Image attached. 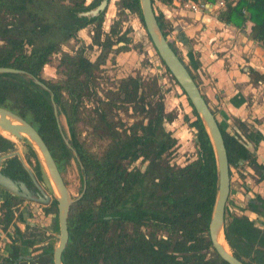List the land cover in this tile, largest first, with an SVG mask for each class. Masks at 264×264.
<instances>
[{"label":"trees","instance_id":"obj_1","mask_svg":"<svg viewBox=\"0 0 264 264\" xmlns=\"http://www.w3.org/2000/svg\"><path fill=\"white\" fill-rule=\"evenodd\" d=\"M174 1L182 7L197 0H150V3L170 7ZM202 1L213 5L219 0ZM223 1L224 8L218 11L217 20L242 30L264 50V0H238L235 4ZM99 2L92 0L84 6V0H71L69 5H64V0H0V68L26 72L48 88L64 117L69 143L84 177V192L68 210L67 242L61 264H226L214 253L207 236L216 172L209 140L193 111L196 120L190 127L196 130V159L175 171L159 164L160 156L174 144L162 129L160 108L151 114L146 125L139 123L126 135L108 121L105 106L110 107V103L97 99L94 129L105 133L108 140L105 151L95 157L77 141L82 91L110 52L113 46L110 38L128 42L126 33L119 35V21L112 23L108 35L100 42L104 11L94 17L79 15L94 9ZM114 5L121 15L124 11L135 14L142 25L138 0H118ZM155 20L165 37L168 27L162 16L159 14ZM89 25L93 26L91 44L100 47L94 63L82 56V47L74 55L60 53L61 45L77 39L76 33ZM122 49L127 51L125 46ZM58 53L55 71L63 79L55 82L42 79L43 67ZM138 88L139 82L128 77L121 82L118 93H109L106 99L122 94V101L130 102L128 91L135 95ZM0 107L19 116L37 132L60 173L70 155L59 137L47 95H41L30 82L2 74ZM221 137L229 166L239 161L252 163L247 151L234 139L223 132ZM12 149L13 143L0 136V155ZM27 151L34 176L42 180L34 154L28 147ZM139 157L148 160L145 171L140 173L136 168L127 172L124 162L130 164ZM2 168L10 178H27L15 157L5 160ZM19 201L9 197L0 205V231L10 241L2 248L5 256L0 257V264H47L48 259L35 263L18 260L28 255L27 249L41 242L28 226L24 231L14 226L13 213L17 212ZM256 201V206L247 205L248 211L254 212L257 207L264 210V199L257 197ZM54 207L55 202L43 211L55 214ZM17 221L23 223L20 214ZM10 226L12 233H8ZM223 235L231 254L242 264H264V231L254 227L248 217L225 216ZM44 249V254H50L53 246L48 244Z\"/></svg>","mask_w":264,"mask_h":264},{"label":"rangeland","instance_id":"obj_2","mask_svg":"<svg viewBox=\"0 0 264 264\" xmlns=\"http://www.w3.org/2000/svg\"><path fill=\"white\" fill-rule=\"evenodd\" d=\"M89 1L85 0V4L89 3ZM117 1L109 0L105 9L101 31L102 33H107L112 23L119 21L120 25L118 30L125 32L126 38L128 39L127 45L125 46L127 51L122 49L124 48L122 43L117 44L115 38L112 37L113 46L111 47L110 53L105 57L103 64L93 73V79L87 83L82 91V120L77 127L79 141L95 157L102 155L105 151L108 143V140L105 138V133L94 129L96 122L94 109L98 105L97 99H100L104 103L106 101L110 103V107L105 106L108 121L115 126V130L119 132L124 131L126 135L139 123L146 125L147 121L151 118V114L154 115L156 110L160 108L164 119V129L175 139V144L169 152L165 153L159 159V164L162 167H169L170 170L175 171L195 159L194 133L188 126L189 122L193 120L192 113L181 91L164 71L138 19L135 15L129 14L127 11H124V14L121 15L114 5ZM70 3L71 0H64V5H69ZM153 9L157 14L160 10L159 5L154 3ZM161 9L167 11L165 15L163 14L164 18L167 16L173 21L176 17H179L174 11L184 12V14H181L183 17L188 15L183 8L171 9L168 7ZM92 29V26H88L79 31L76 34L77 39H71L60 46V53L74 55L82 47V56L91 63H94L97 55L100 54L97 47L90 46ZM171 36L170 34L168 39L174 43V40L170 38ZM60 53L53 55L49 64L43 67L41 73L42 79L54 82L63 79L62 75L57 74L55 71L60 59ZM178 54L186 62V59L181 56L179 51ZM128 77L136 79L139 82V88L135 95H132V92L128 91V95H131L130 102H123L122 99L124 96L122 94H119L117 97L111 96L112 99H106V97L110 96L109 93L117 94L121 82ZM212 109L214 110V107ZM214 114H216V110H214ZM183 117H186L187 120ZM61 122L63 131L66 134L63 119H61ZM2 133L5 139L13 143V151L18 153L24 165L31 171L33 162L28 156V146L25 142L8 137L4 132ZM29 161L31 164H27ZM142 164L144 165L141 166ZM144 166L145 163L139 161L134 164V167L137 168L142 167L144 169ZM59 174L70 199L77 198L81 184L80 173L75 161L69 159V162L63 165L62 171ZM234 178L235 175L232 176V179ZM40 181L41 183L39 184L42 185V189L46 195L51 196L46 179L42 177ZM236 189L237 187L232 184L231 190L234 194L236 193ZM231 204L236 208L242 207L238 203H235L231 196H228L226 206L230 208ZM42 208L43 206L41 205L28 204L26 201H22L16 209H20L19 212L24 221L23 224L31 226V230L33 229L32 234L41 239L43 245L52 243V246L55 247L57 244L55 217L53 215L43 214ZM23 224L16 222L17 227L21 231L24 230ZM143 231L147 232L148 230L143 229ZM10 232H12V229H10ZM8 241L0 233V249ZM31 253H33L32 255L38 254L35 252V249H31ZM49 258L47 256L42 259Z\"/></svg>","mask_w":264,"mask_h":264},{"label":"water","instance_id":"obj_3","mask_svg":"<svg viewBox=\"0 0 264 264\" xmlns=\"http://www.w3.org/2000/svg\"><path fill=\"white\" fill-rule=\"evenodd\" d=\"M106 4L107 0H101L99 5L95 9L82 14V16L94 17L98 12L104 10ZM138 5L144 31L152 45L153 50L155 51L159 60L162 62L164 68L169 72L170 76L173 78V81L178 85V88L181 90V92L187 99L188 105H190L195 115L199 119L211 146L216 172V189L207 225V236L211 248L217 255V257L226 264H242L231 254L223 235V214L228 196L229 180L227 159L219 129L208 107L206 106L201 95L199 94L194 82L186 71L185 67L175 56L174 52L168 46L165 38L161 34L155 20V15L153 13L150 0H138ZM2 74L13 75L18 79L30 82L41 95H43V93L47 95V102L50 105L52 116L54 118L55 126L58 131L61 142L65 149L68 151L70 155V160L75 161L77 168L80 169L81 166L79 160L76 156L74 149L70 146L69 143L67 128L66 134L63 131L61 119H63V123L66 127L64 117L60 112L58 106L53 102V96L48 90V88L36 78L23 71L9 68H0V75ZM0 131L6 133L8 137L25 142V144L32 151L35 156V159L38 162L43 179H46L50 190L51 198L56 203V219L58 225L57 244L52 249V264H61V253L65 248L67 242L66 218L69 207L72 205L73 202L79 199L83 193V176L80 174V178L83 179V186L78 198L73 200L70 199L68 191L63 184L60 174L47 147L45 146L37 132L27 122H25L23 119L13 114L12 112H9L0 107ZM236 133L239 135L237 131ZM239 138L240 140H238V142L240 144L245 143V140L240 135ZM246 149L250 151L247 147ZM13 157H16V159L19 161L23 169L30 177L32 183L34 184L37 190L36 197H31V193L25 187L24 183L20 181H13L9 177L1 173L0 187L5 189L12 195H16L17 197L22 198L24 200L32 201L38 204H46L49 200V197L40 189V187L36 185L30 171L24 165L22 159L20 158L17 152L1 155L0 163L4 160ZM249 214L250 213L244 212L243 215L250 218V220H253L255 216L250 217Z\"/></svg>","mask_w":264,"mask_h":264},{"label":"crops","instance_id":"obj_4","mask_svg":"<svg viewBox=\"0 0 264 264\" xmlns=\"http://www.w3.org/2000/svg\"><path fill=\"white\" fill-rule=\"evenodd\" d=\"M157 4L165 15L167 11L161 8L168 7ZM169 8L183 6L179 7L174 1ZM218 11L208 6L194 14L188 12L185 17L181 15L184 12L174 11L179 17L174 21L167 16L165 19L174 27L171 38L186 62L197 58L199 67L194 70V76L208 105L214 107L220 117H226L229 127L234 130L238 131L234 123L242 125L245 136L238 131L239 135L255 148L256 162L264 166V81L248 74V68L257 75L264 74V50L249 40L242 30L220 23L216 18ZM243 174L247 192H236L235 198L232 197L242 206L236 208L241 212L242 204L247 200L255 195L264 197V181L257 182L247 167ZM249 216L264 223V217L257 218L254 213ZM1 256H4L2 248Z\"/></svg>","mask_w":264,"mask_h":264},{"label":"flooded vegetation","instance_id":"obj_5","mask_svg":"<svg viewBox=\"0 0 264 264\" xmlns=\"http://www.w3.org/2000/svg\"><path fill=\"white\" fill-rule=\"evenodd\" d=\"M92 0H90L89 1V3L91 2ZM101 1V0H100ZM89 3H87V4H85V0H84V3H83V5L84 6H87ZM100 3V2H99ZM99 3H98V5H99ZM109 3V0H107V4ZM107 4H106V7H107ZM97 5V6H98ZM96 6V7H97ZM95 7V8H96ZM106 7L104 8V14H105V9H106ZM151 7H152V10H153V13H154V15H155V17H157L159 14L162 16V20H163V22H164V24H166L167 25V27H168V29H167V31H166V36L164 37L165 38V40H166V42H167V44H168V46L171 48V50L174 52V54H175V56L178 58V60L183 64V66L185 67V69H186V71L188 72V74H189V76H190V78L192 79V81L194 82V84H195V86H196V88H197V90H198V92H199V94L201 95V97H202V99L204 100V102H205V104H206V106L208 107V109H209V111H210V113H211V115H212V117H213V119H214V121H215V123H216V125H217V127H218V129H219V132H220V134H221V132H223V133H225L226 135H228L229 137H231L232 139H234L235 140V142L237 143V144H239L242 148H244L246 151H247V153L249 154V156L252 158V163L251 162H248V161H239L238 163H236V164H234V165H231V166H229L228 165V163H227V166H228V180H229V190H228V196H231V197H234L235 198V194L233 193V191L231 190V187H232V184H234L236 187H237V189H236V192L237 193H239V194H245L246 192H247V187L244 185V183H243V177H244V170L246 169V167L248 168V169H250V171L252 172V174H254L255 175V180L257 181V182H263L264 181V166L262 165V164H258L257 162H256V159H255V148L246 140L245 141V143H243V144H240L239 142H238V140H240V138H239V135L236 133V130H234V128L232 127V126H230L229 127V125H228V123L226 122V117H220L219 115H218V113H217V111H216V114H214V110H216L215 108H214V110L212 109V107H210V105H208V103H207V100L205 99V97L201 94V92H200V90H199V88H198V84H197V81H196V77L194 76V70L197 68V67H199V63H198V61H197V58H195L194 57V59H192V62H189V63H186L185 62V60L184 59H182L181 57H180V55L178 54V48H177V46L175 45V41H174V43H172V42H170L169 40L170 39H168V37H169V35L172 33V31L174 30V27H173V25H172V23L170 22V21H168V19L166 20L165 18H164V15H163V13H162V11H160L159 10V12L156 14L155 13V11H154V9H153V5H151ZM94 8V9H95ZM93 10V9H92ZM92 10H90V11H92ZM87 12H89V11H87ZM87 12H85V13H87ZM102 12V11H101ZM99 13V12H98ZM97 13V14H98ZM186 13H188V11H186ZM189 13H191V12H189ZM82 14H84V13H81V14H79V15H81L82 16ZM96 14V15H97ZM194 14V13H193ZM95 15V16H96ZM133 15H135V14H133ZM84 17H91V16H84ZM104 17V16H103ZM135 17L137 18V16L135 15ZM138 19V18H137ZM138 21H139V19H138ZM102 23H103V21H102ZM102 23H101V25H102ZM139 23H140V21H139ZM157 23V22H156ZM140 25H141V23H140ZM143 25V24H142ZM141 25V27L144 29V27ZM89 26H92V25H89ZM88 27V26H87ZM93 27V26H92ZM86 28V27H85ZM85 28H83V29H85ZM83 29H81V30H83ZM81 30H79V31H81ZM93 30V29H92ZM78 31V32H79ZM77 32V33H78ZM108 32H109V30H108ZM108 32L107 33H102V31H101V33H102V35H101V38H100V42L102 41V39H103V36L104 35H108ZM120 32V31H119ZM161 32V31H160ZM76 33V34H77ZM91 33H93L92 31H91ZM121 33H125V32H120L119 33V35L121 34ZM169 33V34H168ZM162 34V33H161ZM118 35V36H119ZM147 37V36H146ZM77 38V37H76ZM92 38V37H91ZM115 38V41H116V37H114ZM171 38V37H170ZM111 40H112V37L110 38ZM147 39H148V37H147ZM171 40H174V39H172L171 38ZM148 41H149V39H148ZM117 44H119V43H122V45H123V47L124 46H126L127 44H125V43H123V42H116ZM149 43H150V41H149ZM174 44V45H173ZM150 45H151V43H150ZM90 46L92 47V46H94V45H92L91 44V40H90ZM95 47H97V46H95ZM151 47H152V45H151ZM98 49H99V54H100V47H97ZM153 49V48H152ZM154 51V50H153ZM180 52V51H179ZM110 53V52H109ZM108 53V54H109ZM154 53H155V51H154ZM181 53V52H180ZM107 54V55H108ZM106 55V56H107ZM155 55H156V53H155ZM99 55H97V57H98ZM157 56V55H156ZM181 56H182V53H181ZM97 57H96V59H97ZM105 59V58H104ZM158 60H159V58H158ZM89 61V60H88ZM160 61V60H159ZM90 62V61H89ZM104 62V61H103ZM91 63V62H90ZM192 63V64H191ZM99 66H101V65H99ZM98 66V67H99ZM162 67L164 68V66H163V64H162ZM166 69L164 68V71H165ZM166 72V71H165ZM168 72V71H167ZM166 72V73H167ZM169 76H170V74H169V72L167 73ZM248 74L252 77V78H261V80H263L264 81V74H260V75H257V72H254V71H252V70H250L249 68H248ZM131 78V77H130ZM170 78L173 80V78L170 76ZM174 82V81H173ZM174 84L178 87V85L174 82ZM179 89V88H178ZM180 90V89H179ZM138 91V90H137ZM181 91V90H180ZM182 93V92H181ZM182 95H183V93H182ZM183 97H184V100L187 102V99L185 98V96L183 95ZM161 99H162V97H161ZM188 104V103H187ZM189 106V108H190V111H191V113H192V116H193V120L192 121H190L189 122V124H188V126H189V128L191 129V131L194 133V149H195V159H196V148H195V144H196V130L194 129V128H191L190 127V124L191 123H193L195 120H196V118H195V116H194V114H193V109L190 107V105H188ZM2 108V107H1ZM4 109V108H3ZM6 110V109H5ZM81 110H83V108H79V110H78V114H77V119H78V122H77V124H76V138H77V141H78V143L79 144H81L82 145V142H80L79 141V133H78V130H77V127L79 126V124H80V122H81V120H82V112H81ZM93 110V109H92ZM8 111V110H7ZM193 111V112H192ZM10 112V111H9ZM14 114V113H13ZM185 120H187V118L186 117H183ZM26 122V121H25ZM234 125H235V127L237 128V130L238 131H240L242 134H244V136H245V131H244V129H243V127H242V125L240 124V123H238V122H236V123H234ZM161 126H162V129H163V131H164V134L165 135H168L169 136V138L170 139H173L171 136H170V134L168 133V132H166L165 131V129H164V119H162V123H161ZM237 131V132H238ZM129 134V133H128ZM127 134V135H128ZM1 135V134H0ZM3 136V135H2ZM241 136V135H240ZM222 138V137H221ZM174 140V144H175V139H173ZM245 140V139H244ZM174 144L172 145V147L174 146ZM83 146V145H82ZM244 146H246L250 151H248L247 149H246V147H244ZM172 147L171 148H169L168 150H166L161 156H160V158L165 154V153H167V152H169V150H171L172 149ZM84 148V147H83ZM14 149V148H13ZM13 149L11 150V151H9V152H7V153H5V154H8V153H12V152H15V151H13ZM87 153H89L88 151H87ZM5 154H2V155H5ZM1 156V155H0ZM16 158V157H15ZM194 159V160H195ZM8 160V159H7ZM193 160V161H194ZM5 161V160H4ZM4 161H2L1 163H0V173L1 174H3V175H5V176H7L8 177V175H6L5 174V172L3 171V168H2V163L4 162ZM137 161H139V162H141V163H145V166H144V169H142V167H140V168H137V167H134V164L137 162ZM192 161V162H193ZM191 163V162H190ZM190 163H188V164H190ZM27 164H29V163H27ZM188 164H186V165H188ZM21 165V164H20ZM144 164H142L141 166H143ZM147 165H148V160H144V159H142V157H139V158H137L135 161H133V162H131L130 164H127L126 162H124V167H125V169H126V171L127 172H130V171H134L136 168L137 169H139V172L140 173H143L144 171H145V169H146V167H147ZM185 165V166H186ZM22 166V165H21ZM185 166H183V167H185ZM182 167V168H183ZM23 168V167H22ZM29 170V169H28ZM30 171V170H29ZM232 171L234 172L233 174H232ZM26 172V171H25ZM30 173H31V175H32V177H33V179H34V182L36 183V185L38 186V187H40V189L44 192V190L42 189V185L41 184H39V183H41V181L39 180V179H37L35 176H34V174H33V172H32V170L30 171ZM27 174V173H26ZM233 175H235V178L234 179H232V176ZM260 176L262 177V178H260ZM10 178V177H9ZM11 180H13V181H20V182H22V183H24V185H25V187L29 190V192L31 193V197H36V194H37V190H36V188H35V186H34V184L32 183V181H31V179H30V177L28 176V174H27V178H21V179H13V178H10ZM62 179V178H61ZM83 179H84V177H83ZM83 179H81L80 178V184H81V187H80V190H79V194H80V192H81V189H82V186H83V184H82V181H83ZM63 181V180H62ZM234 181V182H233ZM146 183H149V181H147ZM64 184V183H63ZM65 186V185H64ZM84 189H85V186H84ZM83 192H84V190H83ZM45 193V192H44ZM46 194V193H45ZM79 194H78V196H79ZM83 194V193H82ZM48 196V195H47ZM82 196V195H81ZM228 196H227V198H228ZM9 197H12V198H16V199H19L20 201L19 202H22V201H26L28 204H37V205H41V206H43V208H42V210H44L46 207H48V206H51L52 205V203L54 202V200L51 198V196H48L49 197V200H48V202L46 203V204H38V203H35V202H32V201H27V200H24V199H22V198H19V197H17L16 195H12L11 193H9L8 191H6L5 189H3V188H1L0 187V205L7 199V198H9ZM257 197H259L258 195H255L251 200L249 199V200H247L244 204H242L244 207H243V211L241 212V211H237V209H236V207L234 206V205H230V208H228L227 206H226V203H225V207H224V214H223V221L225 220V216H227V215H233V216H236V217H240V216H242L243 214H244V212H247V213H254V214H256V217L258 218V216H260V217H264V210H262L261 208H256V211H254V212H252V211H248L247 210V205H254V206H256V204H258V202L256 201V198ZM78 198V197H77ZM260 199H264V197L263 198H261V197H259ZM76 199V198H75ZM78 200V199H77ZM76 200V201H77ZM75 201V202H76ZM234 201V200H233ZM226 202H227V200H226ZM74 203V202H73ZM72 203V204H73ZM19 206V205H18ZM17 206V207H18ZM55 214H45L44 213V211H43V214H45V215H53L54 217H55V226H56V229H55V231H57V233H58V225H57V219H56V217H57V211H56V203H55ZM19 210L20 209H18V210H16L17 212H15L16 213V215H15V213H13V215H14V221H13V224H14V226H16L17 227V225H16V222H19V221H17V217H18V214H20V217H21V213L19 212ZM241 210V209H240ZM241 212V214L240 215H238V213H240ZM244 216V215H243ZM250 219V218H249ZM21 220H22V218H21ZM252 220V219H251ZM253 222H254V227H256V228H258L259 230H262V231H264V223H262V222H258L257 221V219H253L252 220ZM22 222H24L23 220H22ZM20 223V222H19ZM21 224H23V223H21ZM24 225V224H23ZM25 226H28L29 228L31 227L30 225H24V230H25ZM223 227H224V224H223ZM18 228V227H17ZM10 229H12V231H13V227L12 226H10L9 228H8V233H12V232H10ZM19 229V228H18ZM20 230V229H19ZM23 230V231H24ZM0 233L2 234V232L0 231ZM3 235V234H2ZM3 237L4 238H6L4 235H3ZM7 240H9L8 238H6ZM8 243H10V241H8L7 243H5V244H8ZM43 243V241H41L38 245H35V246H33L32 248H29V249H27V252H28V255H25V256H20L19 258H18V260L19 259H22V260H24V261H28V262H30V261H34V263L35 262H37V261H40V260H42V258L43 257H47V256H49L50 255V258L48 259V261H50V262H48L47 264H52V251H51V253L50 254H44L43 252H45V247H46V245H48V244H51L52 245V243H47L46 245H43L42 244ZM5 244H3L2 245V247L1 248H3V246L5 245ZM31 249H35V252L36 253H38V254H34V255H32L33 253H31ZM36 249H38V250H36ZM4 254V253H3ZM4 256H5V254H4ZM26 258H28V259H26Z\"/></svg>","mask_w":264,"mask_h":264},{"label":"built area","instance_id":"obj_6","mask_svg":"<svg viewBox=\"0 0 264 264\" xmlns=\"http://www.w3.org/2000/svg\"><path fill=\"white\" fill-rule=\"evenodd\" d=\"M238 0H226V2H229L231 4H235ZM215 7L217 8V10H221L224 8V1L223 0H219L217 1L215 4L210 5L207 4L205 2H203L202 0H197L195 2H187L183 5V9H185L188 12L191 13H197L200 11H203L205 7Z\"/></svg>","mask_w":264,"mask_h":264},{"label":"bare ground","instance_id":"obj_7","mask_svg":"<svg viewBox=\"0 0 264 264\" xmlns=\"http://www.w3.org/2000/svg\"><path fill=\"white\" fill-rule=\"evenodd\" d=\"M0 133L3 135V133L0 131Z\"/></svg>","mask_w":264,"mask_h":264}]
</instances>
